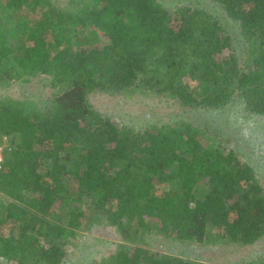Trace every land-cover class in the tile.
<instances>
[{
    "label": "trees",
    "instance_id": "1",
    "mask_svg": "<svg viewBox=\"0 0 264 264\" xmlns=\"http://www.w3.org/2000/svg\"><path fill=\"white\" fill-rule=\"evenodd\" d=\"M0 0V89L41 82L43 98L0 95V264H64L77 235L106 226L114 252L88 264H207L147 247L252 245L264 187L231 142L189 120L120 124L90 94L168 97L264 116V0ZM240 264H264L259 256Z\"/></svg>",
    "mask_w": 264,
    "mask_h": 264
},
{
    "label": "rangeland",
    "instance_id": "2",
    "mask_svg": "<svg viewBox=\"0 0 264 264\" xmlns=\"http://www.w3.org/2000/svg\"><path fill=\"white\" fill-rule=\"evenodd\" d=\"M169 9L192 6L208 10L216 15L232 33L233 46L240 58L245 42L236 23L230 20L215 3L210 0H158ZM15 97L32 96L43 98L47 95V86L39 81L32 83H14L1 88V94ZM90 101L100 111L111 115L120 124L138 127L148 124L173 122L179 119L189 120L195 125L217 133L220 138L230 141L236 147L244 162L252 165L264 187V116L249 115L243 110V104L235 100L221 110L187 108L180 106L168 97H150L135 94L130 97L126 92L108 94L94 92ZM78 247L70 251L64 264H88L93 258L100 259L114 252L120 237L112 227L99 226L92 231L77 235ZM147 247L197 260L207 264H240L264 256V237L252 245H240L217 241L211 235L205 243H182L171 237L155 235L148 240Z\"/></svg>",
    "mask_w": 264,
    "mask_h": 264
},
{
    "label": "built area",
    "instance_id": "3",
    "mask_svg": "<svg viewBox=\"0 0 264 264\" xmlns=\"http://www.w3.org/2000/svg\"><path fill=\"white\" fill-rule=\"evenodd\" d=\"M5 145H0V165L3 163L4 160V147Z\"/></svg>",
    "mask_w": 264,
    "mask_h": 264
}]
</instances>
